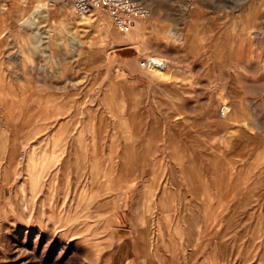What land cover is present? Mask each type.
<instances>
[{
  "label": "rangeland",
  "instance_id": "rangeland-1",
  "mask_svg": "<svg viewBox=\"0 0 264 264\" xmlns=\"http://www.w3.org/2000/svg\"><path fill=\"white\" fill-rule=\"evenodd\" d=\"M143 1L133 39L73 0H0V264H264V0ZM151 57L167 69L140 65ZM82 124L97 134L92 161L85 139H67ZM138 128L159 169L222 163L218 233L201 196L110 195L101 135L127 130L136 151Z\"/></svg>",
  "mask_w": 264,
  "mask_h": 264
},
{
  "label": "crops",
  "instance_id": "crops-1",
  "mask_svg": "<svg viewBox=\"0 0 264 264\" xmlns=\"http://www.w3.org/2000/svg\"><path fill=\"white\" fill-rule=\"evenodd\" d=\"M40 92L38 94L41 106L43 105V110L41 109V114L45 116V120H47V105L50 94L48 93V85L41 86ZM32 97V96H31ZM57 99L59 97H56ZM144 103L142 102L141 105ZM90 108L87 107L86 112L90 114ZM94 110V108L92 109ZM75 112V111H74ZM142 112V111H141ZM90 119L88 116L87 121ZM42 121V120H41ZM74 121V119H72ZM86 121V122H87ZM82 128L77 125L73 127L70 135H67V139H71L73 148L76 146L78 147L81 141V138L85 139L87 144V157L88 161H92L95 159L96 151H95V144H96V132L92 134L89 129V126L86 128L85 124H82ZM143 127V126H141ZM59 130V129H58ZM135 136L141 140H137L136 151L133 149L128 151V135L127 130L124 134L123 131H116L115 133H108L104 136L101 135L102 139V146L106 147L103 151V155L107 159H109V165H107L106 169H108L110 177L108 180L105 181V184L109 186V192L112 196H119L120 201H128V194H129V185L136 186L134 190H130V193L136 192L139 194L140 197L138 200H142V198L147 197L150 195L152 200L160 201L163 199V196H176V195H183V201H195L197 196H201V200L206 202H215V218H216V225L211 226L210 232L218 233L223 225V211L221 209L223 203V186L219 185L218 182L213 186V176L215 175L216 181H219L223 173V165L222 163H216L214 167V174L208 173V167L206 162H170L169 160L165 162L162 169L156 167L157 157L156 152L151 150V153L145 151L144 145L146 142H143L142 138L144 139V131L140 128L136 129ZM42 132V131H41ZM45 132L48 133L47 124H45ZM57 134L59 131H56ZM156 134V135H155ZM47 135V134H46ZM44 134H41V138ZM157 133L152 131L148 133V137H156ZM47 137V136H46ZM145 143V144H144ZM153 152V153H152ZM151 159L149 156H151ZM166 156V155H165ZM151 160L149 162L148 160ZM161 159V157H160ZM149 162V163H148ZM130 163V165H129ZM159 164V163H158ZM91 166L88 165V170L90 171ZM168 170L166 174V180L163 178L161 172H156V170ZM174 171V172H172ZM90 172L87 174L90 177ZM133 175L135 177H133ZM164 179V180H163ZM210 180V182H209ZM108 181V182H107ZM167 182V185L166 183ZM234 197H237L236 200L239 199V195L237 193L233 194ZM233 197V199H234ZM214 198V199H213ZM264 202V198H263ZM125 208L121 206V208ZM119 215V214H118ZM142 216V215H140ZM144 216V215H143ZM153 216H156L154 214ZM175 217L179 218L182 217L180 213H175ZM234 216V215H233ZM184 217H187V215ZM192 217L196 218L197 215H193ZM199 217V215H198ZM208 217V215L206 216ZM238 217V216H237ZM220 221V223H219ZM194 224L197 225L199 221L193 220ZM203 224V221H201ZM235 225V230H233V237H232V248L239 249V232H240V222L237 221L233 224ZM207 233V231H206ZM207 241V240H206ZM205 241V242H206ZM216 242H219L216 240ZM264 242V239H263Z\"/></svg>",
  "mask_w": 264,
  "mask_h": 264
},
{
  "label": "built area",
  "instance_id": "built-area-1",
  "mask_svg": "<svg viewBox=\"0 0 264 264\" xmlns=\"http://www.w3.org/2000/svg\"><path fill=\"white\" fill-rule=\"evenodd\" d=\"M73 9L80 16L100 9L109 15L117 29L123 33L131 31L137 19H146L151 14L143 0H73ZM140 65L143 68H165L168 64L165 60L146 58Z\"/></svg>",
  "mask_w": 264,
  "mask_h": 264
},
{
  "label": "bare ground",
  "instance_id": "bare-ground-1",
  "mask_svg": "<svg viewBox=\"0 0 264 264\" xmlns=\"http://www.w3.org/2000/svg\"><path fill=\"white\" fill-rule=\"evenodd\" d=\"M82 17H86V15L85 16H82ZM84 19H86V18H84ZM138 20V19H137ZM137 20H136V22H137ZM140 20V19H139ZM142 20V19H141ZM144 25L145 24H141V23H138V24H136V26L134 27V28H132V30L131 31H129V32H126L129 36H131V38H135L136 36H140L141 34H142V32H143V29H144ZM152 58H154V59H156V60H158V61H160V60H163L161 57H151V59ZM167 67L168 66H166L165 68H154V69H157V70H159V71H161V72H163V71H165L166 69H167ZM151 68H153V67H151Z\"/></svg>",
  "mask_w": 264,
  "mask_h": 264
}]
</instances>
